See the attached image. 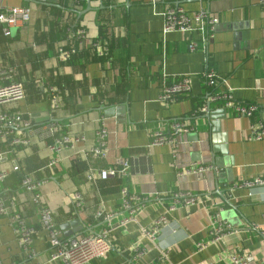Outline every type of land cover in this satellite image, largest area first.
I'll list each match as a JSON object with an SVG mask.
<instances>
[{
	"label": "crops",
	"instance_id": "0c3cea01",
	"mask_svg": "<svg viewBox=\"0 0 264 264\" xmlns=\"http://www.w3.org/2000/svg\"><path fill=\"white\" fill-rule=\"evenodd\" d=\"M8 6H28L32 15L10 36L0 25V84L13 71L25 87L22 100L0 105V114L22 116L17 126H0V198L7 207L0 214V264H64L51 260L54 249L26 177L43 183V203L65 237L109 231L114 249L89 264H233L234 252L251 254L248 264H264V186H242L264 178V135L252 137V125L264 123L259 0H0V11ZM172 6L188 13L205 8L218 18L206 50L188 48L192 40L201 43L197 33H164L162 13ZM78 23L83 43L69 28ZM62 47L77 53L63 61ZM209 69L225 80L218 90L258 111L245 116L224 101L210 102ZM183 76L190 93L164 104V87ZM175 121L188 126L176 149L149 145L153 132H169ZM101 125L108 130L102 158L87 154ZM64 134L77 139L75 146L56 149ZM52 159L57 164L49 167ZM126 160L127 174L87 178L90 168H120ZM192 167L204 170L187 172ZM123 188L146 198L125 224L131 213ZM182 193L196 202L187 204ZM101 207L113 216L98 217ZM161 215L169 224L153 241L145 230ZM215 218L231 225L219 242L210 241ZM74 219L84 228L66 236L62 226ZM21 221L36 230L29 248L20 240Z\"/></svg>",
	"mask_w": 264,
	"mask_h": 264
},
{
	"label": "built area",
	"instance_id": "2783aa9c",
	"mask_svg": "<svg viewBox=\"0 0 264 264\" xmlns=\"http://www.w3.org/2000/svg\"><path fill=\"white\" fill-rule=\"evenodd\" d=\"M79 1V0H76ZM101 1V0H99ZM262 11L264 14V0H259ZM32 10L28 6H8L0 11V24L3 28V33L6 36L12 34L11 29L30 21ZM164 17V33L173 31H180L186 33H197L200 36L201 43L192 40L188 48L191 51L195 50H206L210 40L213 38L218 18L211 15L209 10L201 8L194 13H188L181 6H172L167 8L163 13ZM76 40L78 43H83L85 39V30L80 27L75 33ZM99 46V45H97ZM100 47V46H99ZM77 53L76 47L71 48H59V57L63 61H67L72 55ZM101 54L104 51L100 52ZM5 72L0 71V75ZM9 77V76H8ZM205 84L211 89H215L209 96L210 102L224 101L229 107H233L236 111L245 116H252L258 111V106L250 103H241L233 100V96L229 91H220L217 89L218 86L222 85V81L217 72L213 69H209L204 73ZM191 90V81L187 76H183L179 81L167 84L162 92L161 101L164 104L174 102L180 96L187 95ZM25 97V87L22 82L13 81L8 84H0V105L13 103L22 100ZM51 102L53 107H57L60 103L59 96L56 92L52 93ZM22 123V116L19 113L14 114H0V126L14 127ZM188 130L186 122L175 121L172 123L169 132L166 131H155L151 134L150 146L168 144L173 150L179 145V136ZM97 143L94 145L87 154H91L94 157H106L108 155V130L104 126H100L97 131ZM252 137L261 138L264 135V123L259 125H252ZM17 142H19L17 140ZM77 139L64 134L61 135L56 144V149H60L63 146H69L73 148ZM57 164L56 159H52L48 166L52 167ZM17 169V166H15ZM131 168L130 161L126 160L123 162L120 168H103L94 169L90 168L87 172V178L89 181H96L97 179H109L115 178L119 175L127 174ZM204 167H192L187 172H200L203 171ZM5 173H0V182L4 179ZM42 182H34L29 177L23 180V185L34 193L33 200L37 203L41 222L44 228L48 231L49 243L54 249L51 260L62 261L64 264H89L93 260H100L107 253L114 249V245L110 239L109 231L103 230L100 232H91L86 235L65 237L62 230L57 225L54 218L52 209L44 205L43 195L39 192V188ZM245 187H256L264 186V178L255 177L252 180H248L242 183ZM124 207L130 210L131 215L125 219L122 224H125L131 220H135L137 212L141 209V203L146 198L139 196L130 195L127 188L122 189ZM178 197H182L184 201L189 203L196 202V198L191 193L178 194ZM76 204H81L80 195L74 196ZM7 207L4 205L0 198V214L5 213ZM114 213H106L104 208L101 207L97 211V216H104L105 218H111ZM219 218V215H217ZM216 224H214L211 242H219L223 240L226 229L231 227L230 224L224 222L221 223L215 218ZM169 224V220L166 215H161L156 219L153 225L145 230V233L153 241H156L162 227ZM36 230L34 227L27 225L25 222H20V240L25 248H29ZM200 248L204 246L203 243L198 244ZM138 252L141 250L136 247ZM252 255L249 253H238L234 252L231 254V261L233 264H248ZM40 264V263H36Z\"/></svg>",
	"mask_w": 264,
	"mask_h": 264
},
{
	"label": "water",
	"instance_id": "95a60500",
	"mask_svg": "<svg viewBox=\"0 0 264 264\" xmlns=\"http://www.w3.org/2000/svg\"><path fill=\"white\" fill-rule=\"evenodd\" d=\"M72 228V229H71ZM84 226L80 223L79 219H74L72 221L67 222L62 226L64 234L66 236H72L74 234L80 233L83 230Z\"/></svg>",
	"mask_w": 264,
	"mask_h": 264
},
{
	"label": "trees",
	"instance_id": "16d2710c",
	"mask_svg": "<svg viewBox=\"0 0 264 264\" xmlns=\"http://www.w3.org/2000/svg\"><path fill=\"white\" fill-rule=\"evenodd\" d=\"M32 15V14H31ZM30 20H31V18H30ZM30 22V21H29ZM28 22V23H29ZM1 25V24H0ZM2 26V25H1ZM70 29H72V30H74L75 32L74 33H76V31L80 28V25H79V23L78 24H75V25H73V28L72 27H69ZM77 48V47H76ZM11 74H12V77H11V75L9 76L11 79L9 80V81H7V82H4V83H2L3 85L4 84H8V83H10V82H13V81H17V82H21L17 77H16V73L15 72H11Z\"/></svg>",
	"mask_w": 264,
	"mask_h": 264
}]
</instances>
